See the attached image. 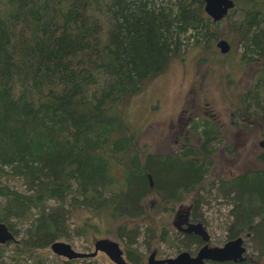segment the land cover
Segmentation results:
<instances>
[{"label":"trees","instance_id":"1","mask_svg":"<svg viewBox=\"0 0 264 264\" xmlns=\"http://www.w3.org/2000/svg\"><path fill=\"white\" fill-rule=\"evenodd\" d=\"M233 1L244 45L247 31L264 28V0ZM218 25L203 0H0V223L14 237L12 224L26 223L15 257L69 239L67 222L77 208L118 224L143 218L145 201L155 195L174 207L185 204L192 222L202 220L200 191L222 143L214 122L192 121L196 145L186 138L173 155L142 154L124 109L185 49H210ZM11 180L24 191L5 183ZM211 187L231 207L227 241L250 235L245 243L257 262L240 264H259L264 170L216 178ZM122 232L116 239H124ZM132 233L138 237L139 229ZM159 235L164 240L165 230ZM125 257L143 264L134 249Z\"/></svg>","mask_w":264,"mask_h":264},{"label":"rangeland","instance_id":"2","mask_svg":"<svg viewBox=\"0 0 264 264\" xmlns=\"http://www.w3.org/2000/svg\"><path fill=\"white\" fill-rule=\"evenodd\" d=\"M233 13L234 17L224 19L215 29L218 38L226 40L232 46V51L227 55H221L215 46L216 43L210 49L202 46L185 49L180 58L171 62L163 75L150 80L140 94L127 102L124 109L130 130L136 138L137 149L142 154L173 155L183 146L186 138L189 143L196 145L195 136L188 132L189 125L196 119L213 120L217 128L222 125L224 129L231 131L225 134L226 137L220 132L222 144L212 155L213 168L207 177L208 182L202 185L200 191V196L204 200V205L200 207L202 220L199 219L194 223L203 226L211 247H221L227 242L226 227L231 222L229 203L211 187L214 179H228L249 170H264V155H262L264 150L258 146L259 142L264 140V119H262L264 94L260 97L263 114L253 121L252 128L246 132H237L231 127L234 124L232 115L235 114L237 117V114L243 112V100L247 92L252 90L255 91L254 93H262L261 87L264 85L263 83L257 86V89L253 88L255 79L261 72L264 73V68L259 63L241 60L242 55L244 54L245 57L246 53L243 51L244 46L240 44L242 39L236 26L241 21L242 15L241 11L237 10ZM249 38L250 36L247 35L246 40ZM5 183L19 192L24 191L19 180ZM158 199V196L151 195L145 201L146 210L143 218L118 224L108 222L107 216L96 215L88 208L72 209L67 222L70 238L55 242L68 244L76 252L91 253L95 241L107 239L116 242L124 253L136 250L142 256L143 264H146L151 252H157L160 259L173 258L185 251L194 254L196 252L194 246L186 250L180 244L181 235L174 226L176 215H182L188 207L185 204L174 207ZM190 221L192 220L189 209L188 222L192 224ZM85 222L94 224L95 227H90L84 224ZM120 224H126L124 230L118 229ZM25 225L26 223L19 222L12 224L13 230L19 235L14 237V242L6 245L0 258L4 264H33L36 260L41 264H113L103 253H98L91 259L67 262L66 258H59L53 254L50 247L38 250L29 257L22 255L17 258L15 244L19 243ZM147 226L154 231L144 232ZM181 226L185 227L182 219ZM135 229H139V236L134 238L132 231ZM162 230L166 232L164 240L158 239ZM121 231L124 239L118 240L115 236ZM126 244H133L132 248H127ZM247 244L244 245L247 250L246 259L257 262L255 249L252 245L248 249ZM263 255L259 264H263Z\"/></svg>","mask_w":264,"mask_h":264},{"label":"water","instance_id":"3","mask_svg":"<svg viewBox=\"0 0 264 264\" xmlns=\"http://www.w3.org/2000/svg\"><path fill=\"white\" fill-rule=\"evenodd\" d=\"M204 12L212 20L217 23L222 21L228 14L230 9L235 7L232 0H203ZM216 48L221 55H225L230 51V44L225 40H218ZM258 146L264 150V140L259 142ZM149 185L153 182L150 177ZM177 228H180L182 219L183 225H187L182 232L198 236L204 244L196 255L191 256L188 252H181L173 258L157 259L156 252H151L147 258V264H205L206 262L223 263L234 262L242 263L246 260V248L244 247V238L238 237L234 240L227 241L222 247H209V237L201 224H189V208L182 214H177ZM249 234L246 236L248 237ZM14 236L8 227L0 223V245L14 242ZM50 251L60 258H66L67 261L91 259L97 256L98 252L103 253L113 264H127L124 258V252L116 242L104 239L97 240L94 243L93 253H81L74 251L68 244L55 242L50 246ZM264 264V255H263Z\"/></svg>","mask_w":264,"mask_h":264},{"label":"flooded vegetation","instance_id":"4","mask_svg":"<svg viewBox=\"0 0 264 264\" xmlns=\"http://www.w3.org/2000/svg\"><path fill=\"white\" fill-rule=\"evenodd\" d=\"M233 1V0H232ZM234 2V1H233ZM235 4V7L233 8V9H230L229 11H228V14H227V16L225 17V18H229V17H234V10H237V11H239V9L237 8V5H236V3H234ZM240 12V11H239ZM223 21V20H222ZM221 22V21H220ZM219 22V23H220ZM247 35H249L250 36V38L247 40V43L246 44H244L243 46V51L246 53V56L244 57L243 55H242V57H241V60L242 61H245L246 60V62H249V63H259L260 65H262L263 66V68H264V29L262 28V29H260L259 31H257V32H252V31H247V33H246ZM256 36H258L257 38H256ZM217 40H222L221 38H218ZM224 40V39H223ZM226 41V40H225ZM256 42L257 43V45H255V44H253V45H251L250 44V42ZM217 43V42H216ZM216 45V44H215ZM218 50V49H217ZM230 51H232V46L230 45ZM229 51V52H230ZM228 54V53H227ZM227 54H225V55H227ZM256 76V75H255ZM259 76V77H258ZM257 76V79H255V81H254V86H253V88L255 87L256 89H257V86H259L260 84H263L264 83V73H260L259 75ZM262 89H263V92L262 93H254L255 91H252V90H249L248 92H247V94L245 95V99L243 100V101H245V104H243V106H244V108H243V112L241 113V114H237L238 116L237 117H235V114L234 115H232V119H233V121H234V126L233 125H231V127H234L235 128V130L237 131V132H246V131H249L250 130V128H252V126L254 125V122L253 121H256V118L258 117V116H261L262 114H263V106L262 105H260V101H261V99H260V97H261V95L262 94H264V85H262V87H261ZM262 119H264V114H263V116H262ZM213 121V120H212ZM189 127H190V125H189ZM186 128V124L184 125V129ZM217 128V127H216ZM217 132L220 134V132H222L224 135L226 134V133H229V132H231V131H229V130H227V129H224V126H219L218 128H217ZM221 136H219V138H220ZM224 137H226V135L224 136ZM224 137L222 136V139H223V142L225 141V139H224ZM229 143V142H228ZM222 144V143H221ZM218 146H220V145H218ZM225 146H227V144L225 145ZM225 148V147H224ZM261 150H263V149H261ZM230 153H232V152H230ZM262 155H264V151H263V154ZM182 207H184V206H182ZM177 215H176V220H175V222H174V226L177 228V226H178V222H177ZM191 220V219H190ZM179 222H181V220H179ZM192 224H194V223H197V222H192V221H190ZM186 226L187 225H185V227L184 228H182V226L180 227V228H177V232L181 235V242H180V244L183 246V247H185V246H194L195 248H196V252L194 253V254H191V253H189L191 256H194V255H196V253L200 250V248L202 247V246H204V244L205 243H203L202 242V240L198 237V236H195V235H193V234H187V233H184V232H182V230L181 229H185L186 228ZM248 234H246V235H244V237L242 236V238H244V242H245V240L246 239H248L249 238V236L248 237H246ZM191 237H196V238H198L199 240H200V245H192L191 243ZM95 243V242H94ZM8 244V243H7ZM7 244H5V245H0V248L1 247H6V245ZM208 244V243H207ZM245 245V244H244ZM208 246L209 247H211L209 244H208ZM198 247V248H197ZM222 247V246H221ZM93 251H94V244H93ZM91 253H93V252H91ZM99 253V252H98ZM87 254H90V253H87ZM149 256V255H148ZM58 257V256H57ZM60 258V257H59ZM124 258H125V260L127 261V259H126V257H125V253H124ZM148 258V257H147ZM156 258L157 259H160V258H158V255H157V252H156ZM67 261V260H66ZM72 261H74V260H72ZM146 261H147V259H146ZM67 262H69V260L67 261ZM229 263H232V264H238V263H234V262H223V263H212V262H206L205 264H229ZM127 264H129L128 263V261H127ZM146 264H147V262H146ZM240 264V263H239Z\"/></svg>","mask_w":264,"mask_h":264}]
</instances>
